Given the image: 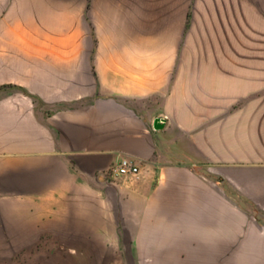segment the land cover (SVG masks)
<instances>
[{
    "label": "crops",
    "instance_id": "crops-1",
    "mask_svg": "<svg viewBox=\"0 0 264 264\" xmlns=\"http://www.w3.org/2000/svg\"><path fill=\"white\" fill-rule=\"evenodd\" d=\"M123 1L0 0V197L72 210L123 264H264V159L194 113L192 76Z\"/></svg>",
    "mask_w": 264,
    "mask_h": 264
},
{
    "label": "rangeland",
    "instance_id": "rangeland-1",
    "mask_svg": "<svg viewBox=\"0 0 264 264\" xmlns=\"http://www.w3.org/2000/svg\"><path fill=\"white\" fill-rule=\"evenodd\" d=\"M123 4L130 18L134 12L144 18L140 38L167 46L162 51L176 59L173 73L192 76L194 113L202 106L209 129L222 125L226 145L264 159V0ZM91 14L87 5L82 15L87 31ZM128 29L132 37L133 26ZM75 221L73 211L56 202L0 197V264H123L126 258L117 249L79 240Z\"/></svg>",
    "mask_w": 264,
    "mask_h": 264
},
{
    "label": "built area",
    "instance_id": "built-area-1",
    "mask_svg": "<svg viewBox=\"0 0 264 264\" xmlns=\"http://www.w3.org/2000/svg\"><path fill=\"white\" fill-rule=\"evenodd\" d=\"M139 172L137 163L127 156H121L112 171L115 176H136Z\"/></svg>",
    "mask_w": 264,
    "mask_h": 264
},
{
    "label": "water",
    "instance_id": "water-1",
    "mask_svg": "<svg viewBox=\"0 0 264 264\" xmlns=\"http://www.w3.org/2000/svg\"><path fill=\"white\" fill-rule=\"evenodd\" d=\"M154 125H155L156 128L162 127V125L160 124V118H158V119L155 120Z\"/></svg>",
    "mask_w": 264,
    "mask_h": 264
}]
</instances>
